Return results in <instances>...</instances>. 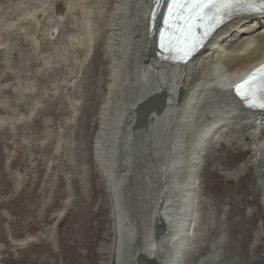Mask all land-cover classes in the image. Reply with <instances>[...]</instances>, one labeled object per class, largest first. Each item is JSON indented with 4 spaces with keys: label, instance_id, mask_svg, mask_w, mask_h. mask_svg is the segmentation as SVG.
<instances>
[{
    "label": "bare ground",
    "instance_id": "1",
    "mask_svg": "<svg viewBox=\"0 0 264 264\" xmlns=\"http://www.w3.org/2000/svg\"><path fill=\"white\" fill-rule=\"evenodd\" d=\"M8 1L19 7L23 0H0V6ZM28 1H35L30 5L34 8L12 22V35L0 37V50L6 49L10 35H19L23 43L13 53V47L2 51L0 82L10 79L12 61L17 67L27 65L24 50L47 51L52 39L48 32L55 25L48 9L54 1H59L63 15L80 17V43L86 44L87 56H97L98 87L89 102L95 109L87 121L95 130L88 150L84 136L79 142L82 162L74 168L69 158L83 198L76 213L83 243L90 240L87 224L92 213L85 205L92 191L96 211L108 221L104 234L109 240L97 246L106 257L101 264H136V257L150 264H264V112L242 110L227 91L231 79L264 58V15L228 22L187 64L177 67L154 57L152 40L145 36L146 0ZM95 3L100 7L93 14ZM22 26L30 28L31 35L22 34ZM102 83L103 93L98 94ZM180 88L183 97L178 101ZM157 94L163 98L161 111L149 114L146 126L133 130L135 108ZM40 99L28 103L29 115ZM2 121L9 120L0 115ZM51 121L45 118L43 126ZM49 165L46 162L45 168ZM62 175L67 193L53 228L72 204L73 183ZM157 227L162 233L155 238ZM41 235L12 239L9 249L15 251L40 236L43 249L53 252L52 234Z\"/></svg>",
    "mask_w": 264,
    "mask_h": 264
},
{
    "label": "rangeland",
    "instance_id": "2",
    "mask_svg": "<svg viewBox=\"0 0 264 264\" xmlns=\"http://www.w3.org/2000/svg\"><path fill=\"white\" fill-rule=\"evenodd\" d=\"M91 1L77 0L86 4ZM10 2H6L8 3L4 4L6 6L3 4L0 6V37L13 34L16 26L12 22L18 21L20 15L25 14L27 10H32L34 7L30 5H36L35 1L31 3L23 0L19 7H15ZM58 3L59 1L52 2L48 9L51 24L55 23V25L51 29L54 33L51 30L48 32L52 39L49 42L51 45L46 44L47 51L36 54L24 50L28 60L25 63L27 65L17 67L12 61L10 65L13 69L10 79L0 82V97L5 99L4 105L0 107V115L3 117L5 115L6 120H9L7 122L9 125L3 121L0 123V161L2 163L0 164V264H4V260L7 261L6 264L34 262L36 264H70V260L75 259L81 263L90 260L93 264H101L106 258L98 252L97 246L100 242L109 240V237L106 238L104 234L108 221L106 218L102 220L103 215L96 211L97 203L94 202L96 195L91 187L90 200L85 205L92 213L87 224L90 226L91 233L88 244L83 243L81 233L77 232L79 221L76 213L83 198L78 192L76 177L70 173L72 165L69 158L72 157L74 168L82 162V158L78 155L79 142L84 136L86 150H88L95 130L94 126L89 127L87 121L91 111L95 109L90 108L89 102L95 98L96 95L93 94L98 87L97 56H87L86 44L80 43L79 30L82 29L80 17L76 13L63 15L64 12L58 11ZM95 5L93 14L98 12L100 7L99 3ZM2 6L6 7L3 11H1ZM56 15L62 17L56 20ZM23 27L22 34L31 35L30 28ZM41 30L43 31V28ZM11 35L4 44L6 48L4 50L7 51L8 48L9 51L13 47V53L20 50L23 43L20 42L19 35L10 39ZM31 43L29 47L32 46ZM25 47L24 49L29 48ZM4 50H0V65ZM31 53L34 55H30ZM13 56L14 54L11 59ZM50 56L53 60L45 63ZM1 71L0 79L3 76ZM2 86L5 88H1ZM7 86L11 89V94L4 93V89H9ZM100 86L98 94L103 93V83ZM36 97H41L38 105L34 107L36 112L29 115L27 105ZM94 101L97 103L98 98ZM38 111H41L40 114ZM26 115L29 116L27 119H31L25 123L19 122L26 119ZM23 116L24 119H22ZM45 118L52 120L47 126H43ZM57 143L58 147L55 150L54 146ZM46 162L50 164L48 169L45 168ZM92 165L93 163L90 162V167ZM63 173L67 174L66 177L71 185L73 183L72 204L62 213L53 228L54 217L64 205L67 193ZM250 209L252 210V208L246 210L247 213H250ZM35 233L42 234V237L52 234L55 250L52 252L43 249L40 236L37 241L18 247L15 251L9 249L12 239ZM220 253H223L222 250Z\"/></svg>",
    "mask_w": 264,
    "mask_h": 264
},
{
    "label": "snow or ice",
    "instance_id": "3",
    "mask_svg": "<svg viewBox=\"0 0 264 264\" xmlns=\"http://www.w3.org/2000/svg\"><path fill=\"white\" fill-rule=\"evenodd\" d=\"M154 2L158 8L163 0ZM237 10L264 13V0H167L160 48L184 60L202 45L214 27ZM235 92L248 107L264 109V65L240 80Z\"/></svg>",
    "mask_w": 264,
    "mask_h": 264
},
{
    "label": "water",
    "instance_id": "4",
    "mask_svg": "<svg viewBox=\"0 0 264 264\" xmlns=\"http://www.w3.org/2000/svg\"><path fill=\"white\" fill-rule=\"evenodd\" d=\"M183 96V89L180 88L178 91V101H181ZM158 100V103L155 104L154 100ZM162 95H153L148 98H146L144 101L139 103L137 107L135 108V121L133 125V130L142 129L146 126V122L148 120V115L152 112L159 113L162 109L163 103H162ZM162 233L161 227H157L154 230V236L155 238H158ZM136 264H150L149 260L142 259L140 257H136L135 260Z\"/></svg>",
    "mask_w": 264,
    "mask_h": 264
}]
</instances>
